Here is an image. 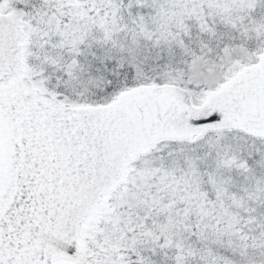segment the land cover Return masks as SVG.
Instances as JSON below:
<instances>
[{
    "label": "snow or ice",
    "instance_id": "snow-or-ice-1",
    "mask_svg": "<svg viewBox=\"0 0 264 264\" xmlns=\"http://www.w3.org/2000/svg\"><path fill=\"white\" fill-rule=\"evenodd\" d=\"M0 264H264V0H0Z\"/></svg>",
    "mask_w": 264,
    "mask_h": 264
}]
</instances>
